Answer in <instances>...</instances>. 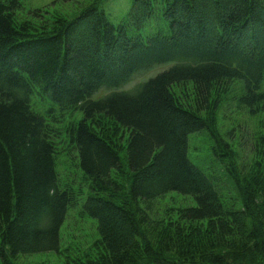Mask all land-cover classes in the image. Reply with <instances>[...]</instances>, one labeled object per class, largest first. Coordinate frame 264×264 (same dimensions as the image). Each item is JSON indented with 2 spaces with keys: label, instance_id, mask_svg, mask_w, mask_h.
Instances as JSON below:
<instances>
[{
  "label": "trees",
  "instance_id": "obj_1",
  "mask_svg": "<svg viewBox=\"0 0 264 264\" xmlns=\"http://www.w3.org/2000/svg\"><path fill=\"white\" fill-rule=\"evenodd\" d=\"M21 1L0 0V264L59 251L84 194L59 187L63 139L91 182L81 212L99 233L95 256L71 264H264V119L245 166L216 130L224 100L264 116V0H134L117 25L97 3L72 20H18ZM74 112L83 119L67 122ZM201 131L206 173L189 157ZM172 193L195 205L180 222L150 218Z\"/></svg>",
  "mask_w": 264,
  "mask_h": 264
},
{
  "label": "rangeland",
  "instance_id": "obj_2",
  "mask_svg": "<svg viewBox=\"0 0 264 264\" xmlns=\"http://www.w3.org/2000/svg\"><path fill=\"white\" fill-rule=\"evenodd\" d=\"M134 0H22L17 9L16 16L18 20L33 19L39 22V19L49 20L53 16H60L72 20L79 16L81 11L90 4L97 3L100 10H103L109 21L114 24L122 23L130 14ZM158 24L157 21L153 20ZM162 25L168 27V24L161 19ZM149 23L141 31L143 37L149 26ZM168 68V66L157 67L147 73L136 76L132 82L124 87V90L133 89L136 85L148 80L159 72ZM239 85L235 89L239 91ZM105 90L96 94L93 99L96 100L106 94ZM179 95H191V88L185 89V92L177 91ZM238 93V92H237ZM237 95V94H236ZM240 95V94H239ZM233 96V95H231ZM221 103L217 112V132L221 138L239 156V163L245 166L251 161L253 152V138L260 133V124L264 119L263 114L251 115L238 99L224 105ZM32 107L39 113H44V107L39 101V97H32ZM83 119L81 112H74L67 118V122L75 124ZM59 143V154L56 158V171L59 178V187L65 189L72 187L75 190H82L83 196L78 199V205L71 208L68 217L61 229V244L58 252L27 255L18 258L16 264H71L76 260H84L86 257L95 256V245L99 240L97 222L88 219L81 212L85 200L90 194L91 182L78 169V152L68 145L66 139ZM211 140L205 131L195 133L189 138V157L191 161L204 172L210 167L208 159ZM122 163L125 165V152L121 153ZM206 173V172H205ZM221 183L218 182L220 192L227 197V187L232 188L231 183L218 172ZM195 202L192 198L169 194L159 199L151 205L149 211L150 218L160 220L164 225L168 222L179 221L180 213L187 208L193 207ZM180 222V221H179Z\"/></svg>",
  "mask_w": 264,
  "mask_h": 264
}]
</instances>
